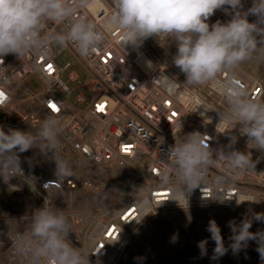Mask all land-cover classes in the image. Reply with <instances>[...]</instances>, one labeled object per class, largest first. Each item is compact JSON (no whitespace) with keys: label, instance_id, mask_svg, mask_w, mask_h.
Wrapping results in <instances>:
<instances>
[{"label":"clouds","instance_id":"clouds-1","mask_svg":"<svg viewBox=\"0 0 264 264\" xmlns=\"http://www.w3.org/2000/svg\"><path fill=\"white\" fill-rule=\"evenodd\" d=\"M93 3L94 0H0V60L8 55L19 60L26 55L49 57L50 43L61 49L71 46L80 57L87 59L106 42L95 22L81 12ZM112 3L113 11L106 16L104 29L118 34L127 54L129 49L138 52L149 38L174 41L176 52L171 64L184 75L182 83L176 76L161 74L157 65L147 62L151 71L159 73L152 81H158L163 91L175 94L182 85L213 84L226 100L227 107L215 111L219 116L217 125H229L223 133L228 138L226 145L212 148L204 138L205 133L193 131L169 146L166 160L171 159L167 160L168 167L160 177L161 183L171 189L169 200L178 203L176 197L182 196L189 205L191 193L205 186L209 170L218 162L226 163L233 171H255L259 158L253 160L252 150L264 158V100L253 98L236 74L243 64L264 58V0H251L248 7L245 0H112ZM217 11L228 19L211 23L210 18ZM49 22L63 28L49 32ZM7 68L0 64V69ZM8 82L7 76L0 80L3 85ZM0 94L2 102L3 93ZM60 126L58 113L44 119L36 133L15 128L5 131L0 125V180L9 191L18 188L11 181L24 175L20 154L29 150H38L51 159L57 178L73 175L71 162L59 155ZM240 137L247 138L245 151L235 147ZM27 159L31 163V158ZM215 183L223 184L224 178L216 177ZM232 199L226 195L211 198L220 204ZM235 200L237 206L247 202L249 207L239 222L235 219L228 222L231 231L228 245L220 226L210 219L206 228L210 237L197 244L200 255L207 256L209 239L215 245L210 257L213 261L229 251L238 254L250 242H255L260 262L264 264V229L250 231L254 223H264V212L255 211L251 206L256 204L254 201ZM138 203L146 208L152 201L149 197ZM72 227L63 210L36 208L30 227L11 239V248L27 264H91V254L72 244ZM172 239L175 242L177 237Z\"/></svg>","mask_w":264,"mask_h":264},{"label":"built area","instance_id":"built-area-1","mask_svg":"<svg viewBox=\"0 0 264 264\" xmlns=\"http://www.w3.org/2000/svg\"><path fill=\"white\" fill-rule=\"evenodd\" d=\"M81 12L89 16L106 37L104 46L87 59L80 57L71 46L59 53L66 51L74 59V66H78L84 79L79 87L90 95V102L83 108L69 104L71 90L68 83H76L80 76L71 70L63 80L52 53L49 57L26 55L20 60L8 55L0 60V64L8 67L0 69V80L5 76L9 80L6 85L0 84V93H3L0 125L5 131L17 129L23 122L39 126L50 114L58 113L61 147L90 165L126 171L128 189L116 203L96 210L64 212L73 226L72 240L77 247H83L91 254V264H118L135 233L161 213L220 210L243 214L248 203L237 206L235 199L254 201L256 204L251 206L259 212L264 203V158L255 150H252V158H259L255 171H233L226 163L218 162L209 170L205 186L191 193L189 205L182 196L176 197L178 203L169 200L171 189L160 179L168 167L167 160L171 159L167 157L166 160L169 146L175 139L193 131L205 133L204 138L212 148L226 145L228 138L223 133L229 125H217L219 116L215 112L227 107L225 97L213 84L182 85L175 94L166 93L158 81H152L159 73L147 66L144 69L135 61L139 55L149 58L147 51L141 47L138 52L129 49L127 54L118 34L104 29V20L111 12L104 0H94ZM62 28L52 22L47 25L49 32ZM53 44L50 43V49ZM150 60L161 74L176 76L181 83L184 81V75L166 63ZM30 77L40 84L39 90L27 83ZM236 78L253 98L263 99L264 85L258 78L242 69L238 70ZM72 101L85 105L87 98L83 92H78ZM246 141V137H240L236 149L245 151ZM22 168L24 175L11 181L18 185L17 190L9 191L0 180V212L4 205L25 196L32 197L38 208H52L37 168L26 163H22ZM218 176L224 178L223 184L215 183ZM67 185L76 188L71 180ZM219 195L233 199L226 204L211 200ZM149 197L151 206L141 208L138 201ZM14 219L17 217H12ZM0 264H27V261L16 257Z\"/></svg>","mask_w":264,"mask_h":264},{"label":"rangeland","instance_id":"rangeland-1","mask_svg":"<svg viewBox=\"0 0 264 264\" xmlns=\"http://www.w3.org/2000/svg\"><path fill=\"white\" fill-rule=\"evenodd\" d=\"M104 1L106 7L112 12V0ZM245 5L246 7L251 6V0H245ZM226 19L228 17L223 12L217 11L210 18V22L214 23L216 20L223 21ZM249 19L254 20L255 18L250 17ZM173 42V40L164 37H160L158 40L149 38L142 47L147 51L150 59L164 62L180 73L179 69L171 64V57L176 52L175 45H172ZM60 50L61 48L55 44L51 46V53L55 56L54 60L61 71V78L66 80V75L71 70L76 71L80 76L76 83H68L71 90L68 102L74 107L83 108L90 102L91 97L85 89L79 87L84 81L82 72L78 66H74V59L71 55L66 51L59 53ZM240 69L255 76L264 85V58L247 62ZM27 83L34 90L40 89V84L34 77H30ZM78 92H83L86 96L85 105H77L72 101L73 95ZM262 100H264V95ZM40 125L32 126L23 122L17 129L36 133ZM20 155L22 163L37 168L43 179V186L51 198L53 210L61 209L65 212L68 210L104 208L116 203L128 189L125 170L90 165L63 147L60 148L59 155L71 162L73 169L71 177L57 178L55 176V163L41 155L38 150H29ZM27 158H31V163ZM68 180H71L76 188H70L67 185ZM25 197L20 201L4 205L0 212V241L4 243L0 245V263L15 260L16 255L11 248V239L17 233L28 230L32 212L38 208V204L32 197ZM260 209L261 212H264V203H261ZM12 217H17V219L12 220ZM210 219H214L220 226L227 246L231 235L228 222L233 219L239 222L242 219V213L220 210L161 213L150 219L143 228L135 233L126 254L118 264H261L255 242H250L248 248L238 254L229 251L218 261H213L210 257L215 245L209 239L208 254L201 257L197 244L199 241L210 237V233L206 231ZM258 229H264V223H254L250 231L255 232ZM173 236L177 237L175 242H173ZM70 240L77 247L71 236Z\"/></svg>","mask_w":264,"mask_h":264},{"label":"bare ground","instance_id":"bare-ground-1","mask_svg":"<svg viewBox=\"0 0 264 264\" xmlns=\"http://www.w3.org/2000/svg\"><path fill=\"white\" fill-rule=\"evenodd\" d=\"M136 63L141 66L142 68L145 69V67L147 66V62L148 61H151L148 57L146 56H143V55H139L137 58H136ZM260 211V209H259Z\"/></svg>","mask_w":264,"mask_h":264},{"label":"snow or ice","instance_id":"snow-or-ice-1","mask_svg":"<svg viewBox=\"0 0 264 264\" xmlns=\"http://www.w3.org/2000/svg\"><path fill=\"white\" fill-rule=\"evenodd\" d=\"M0 95H2V94H0ZM53 108H54V110H55V107L53 106Z\"/></svg>","mask_w":264,"mask_h":264},{"label":"crops","instance_id":"crops-1","mask_svg":"<svg viewBox=\"0 0 264 264\" xmlns=\"http://www.w3.org/2000/svg\"><path fill=\"white\" fill-rule=\"evenodd\" d=\"M28 196H26L25 198H27Z\"/></svg>","mask_w":264,"mask_h":264}]
</instances>
